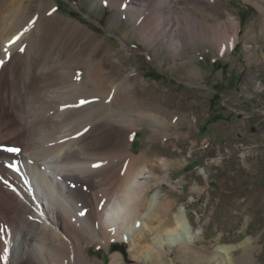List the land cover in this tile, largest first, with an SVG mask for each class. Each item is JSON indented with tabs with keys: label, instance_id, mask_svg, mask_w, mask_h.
Returning a JSON list of instances; mask_svg holds the SVG:
<instances>
[{
	"label": "bare ground",
	"instance_id": "obj_1",
	"mask_svg": "<svg viewBox=\"0 0 264 264\" xmlns=\"http://www.w3.org/2000/svg\"><path fill=\"white\" fill-rule=\"evenodd\" d=\"M211 1L109 0L126 9L141 37L156 47L172 45L178 52L201 37L220 40L225 51L239 38L235 18L184 30L181 15L188 4L210 11ZM23 3L0 0V264H90L84 246L89 240L128 238L131 256L141 254L151 264H166V247L182 255L194 250L204 229L189 237L186 209L174 211L161 189L148 196L163 181L155 166L136 157L131 144H116L109 120L135 125L121 98L133 93L137 72L107 77L90 30L53 11V0L33 14ZM16 147L18 155L3 150ZM146 229L152 239L145 238ZM231 251L218 246L216 254L229 257ZM124 263L121 254L111 256L110 264Z\"/></svg>",
	"mask_w": 264,
	"mask_h": 264
},
{
	"label": "rangeland",
	"instance_id": "obj_2",
	"mask_svg": "<svg viewBox=\"0 0 264 264\" xmlns=\"http://www.w3.org/2000/svg\"><path fill=\"white\" fill-rule=\"evenodd\" d=\"M48 1L23 4L33 14ZM53 1L56 13L95 35L91 48L99 47L107 77L138 74L133 93L121 98L135 125L109 120L117 147L131 144L136 157L155 166L163 181L148 196L161 189L174 211L185 208L189 237L204 229L192 245L197 252L166 247V264H264V0H206L213 2L210 11L188 4L181 15L185 31L223 25L229 17L240 23L237 42L224 52L220 40L201 37L178 52L156 47L141 37L132 15L109 0ZM147 230L145 238L152 239ZM127 239L85 242L89 263L110 264L121 254L124 264H151L131 256ZM218 246L233 251L217 255Z\"/></svg>",
	"mask_w": 264,
	"mask_h": 264
},
{
	"label": "snow or ice",
	"instance_id": "obj_3",
	"mask_svg": "<svg viewBox=\"0 0 264 264\" xmlns=\"http://www.w3.org/2000/svg\"><path fill=\"white\" fill-rule=\"evenodd\" d=\"M53 11H55V9H53ZM51 14V13H50ZM17 40L19 39V37L16 38ZM14 42V41H13ZM5 53L8 55V57L10 58L11 57V54L8 52V49L5 48L4 49ZM20 51H23V49H20ZM4 64V60L3 59H0V67H2ZM90 101L88 100H81L80 101V105H84V104H87L89 103ZM4 151H7V152H11V153H15V154H19L21 149L19 147H16V148H4L3 149ZM101 165L100 164H94L93 167H100ZM9 167H13L11 164L9 165ZM16 170V169H14Z\"/></svg>",
	"mask_w": 264,
	"mask_h": 264
}]
</instances>
